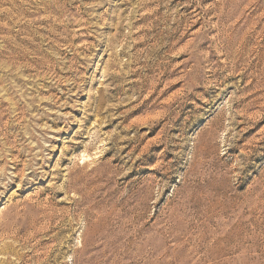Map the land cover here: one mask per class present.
<instances>
[{
    "label": "rangeland",
    "instance_id": "1",
    "mask_svg": "<svg viewBox=\"0 0 264 264\" xmlns=\"http://www.w3.org/2000/svg\"><path fill=\"white\" fill-rule=\"evenodd\" d=\"M0 264H264V0H0Z\"/></svg>",
    "mask_w": 264,
    "mask_h": 264
}]
</instances>
